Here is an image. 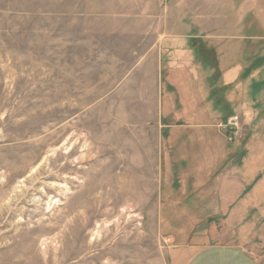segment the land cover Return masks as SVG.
I'll return each instance as SVG.
<instances>
[{
    "label": "rangeland",
    "instance_id": "obj_1",
    "mask_svg": "<svg viewBox=\"0 0 264 264\" xmlns=\"http://www.w3.org/2000/svg\"><path fill=\"white\" fill-rule=\"evenodd\" d=\"M230 11L229 0H0V264H169L186 219L204 245L241 240L264 264V114L234 111L220 64L232 42L245 47L235 54L258 80L264 35L242 19L251 37L232 36ZM229 156L240 183L258 179L227 219L200 189Z\"/></svg>",
    "mask_w": 264,
    "mask_h": 264
},
{
    "label": "crops",
    "instance_id": "obj_2",
    "mask_svg": "<svg viewBox=\"0 0 264 264\" xmlns=\"http://www.w3.org/2000/svg\"><path fill=\"white\" fill-rule=\"evenodd\" d=\"M229 2L232 4V11H230V14H232V21H235L232 24V36H243L244 38L251 37L247 32L240 33L237 31L238 28H236L235 23L242 19L258 21L261 34L264 35V0H229ZM243 28H248V26ZM239 49L240 48L237 49L232 42L228 49V60L224 59L220 62L222 69L221 83L230 87L227 101L229 104H232L234 111L239 110L247 114H252L254 110L260 107L261 112L264 114V75L258 79L259 81L257 80L256 74L258 71L254 70L255 72H252L248 67L251 62L250 56L248 57V55H245L244 58L238 59V56L235 54V52L237 54L243 53L244 50H246L245 47L244 49ZM244 68H246L245 72ZM260 68V72L264 71V63H262ZM186 82L185 79H180V83ZM203 129L204 132L208 131L205 127L201 130ZM203 143L205 144L206 141ZM212 144V150L210 148L208 151H211V155L215 158V161L218 162V159H222L221 154L225 152L226 148L221 140L213 142ZM202 153L205 154L203 156H207L205 151H202ZM224 160H226L224 167L214 176L211 182L212 184L209 183L200 189L204 195L202 197L204 202L202 206L212 207V209L217 208L216 210L218 211L221 210L220 207H224V212L231 213L232 207H248L247 203L245 205L236 204V197L255 194V190H253L252 186L254 185L253 182L258 179V176L246 177L247 175L245 174V178L242 180L243 182L240 183L238 178L234 177V172H232V158L229 156L228 158H224L223 161ZM203 169L205 170V168ZM200 179H202V176ZM204 179H206V177H204ZM260 189V193L264 194V174L260 179V183L257 185V190ZM209 194L218 195L220 198L210 203L207 198H205ZM186 204H184L183 207L195 205L190 203ZM231 216L232 213L228 215L227 219L231 218ZM190 220L191 219H186L188 225L182 224L181 233L176 236V238L181 239L180 242H178L179 244L172 245L168 250L169 264H259L258 260L245 249L241 240H239L238 243L204 245L203 243L205 241L200 240L203 237L202 235L199 236L195 231H193L192 235L190 232H186V228L188 229V227H191ZM249 225L250 224H248V226Z\"/></svg>",
    "mask_w": 264,
    "mask_h": 264
},
{
    "label": "built area",
    "instance_id": "obj_3",
    "mask_svg": "<svg viewBox=\"0 0 264 264\" xmlns=\"http://www.w3.org/2000/svg\"><path fill=\"white\" fill-rule=\"evenodd\" d=\"M240 120L237 115H232L225 120L223 126L228 129V138L232 140L239 129Z\"/></svg>",
    "mask_w": 264,
    "mask_h": 264
},
{
    "label": "trees",
    "instance_id": "obj_4",
    "mask_svg": "<svg viewBox=\"0 0 264 264\" xmlns=\"http://www.w3.org/2000/svg\"><path fill=\"white\" fill-rule=\"evenodd\" d=\"M210 64V67L211 68H215V66L213 65V64H211V63H209ZM245 74V73H244ZM242 76H244V75H242ZM213 94V93H212ZM220 101H223L224 102V105L222 106V107H225L226 105H227V103H226V101L225 100H223V99H221V98H218L216 101H215V103L216 104H219V102ZM226 112V111H225ZM229 114V112H226L225 113V115L227 116Z\"/></svg>",
    "mask_w": 264,
    "mask_h": 264
},
{
    "label": "bare ground",
    "instance_id": "obj_5",
    "mask_svg": "<svg viewBox=\"0 0 264 264\" xmlns=\"http://www.w3.org/2000/svg\"><path fill=\"white\" fill-rule=\"evenodd\" d=\"M123 199V198H122ZM121 198H118L117 200L114 201V205L118 204L122 200Z\"/></svg>",
    "mask_w": 264,
    "mask_h": 264
}]
</instances>
